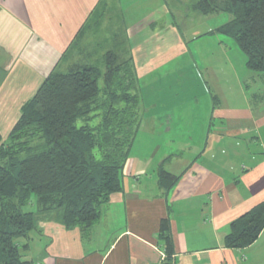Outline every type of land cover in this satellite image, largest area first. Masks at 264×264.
I'll list each match as a JSON object with an SVG mask.
<instances>
[{
	"label": "crops",
	"instance_id": "1",
	"mask_svg": "<svg viewBox=\"0 0 264 264\" xmlns=\"http://www.w3.org/2000/svg\"><path fill=\"white\" fill-rule=\"evenodd\" d=\"M181 23L165 0H0L1 139L52 71L103 63L113 51L131 58L139 84L140 125L122 191L110 195L88 236L40 214L37 229L18 240L24 261L264 264V229L247 247L222 246L229 223L264 204V89L248 94L254 75L232 64L230 54L242 57L215 32L221 24L184 36ZM181 57L183 64L164 69ZM176 72L188 87L164 96L161 78ZM162 156L182 164L166 170L179 176L169 189L158 182ZM163 218L169 258L158 239Z\"/></svg>",
	"mask_w": 264,
	"mask_h": 264
},
{
	"label": "trees",
	"instance_id": "2",
	"mask_svg": "<svg viewBox=\"0 0 264 264\" xmlns=\"http://www.w3.org/2000/svg\"><path fill=\"white\" fill-rule=\"evenodd\" d=\"M203 15L227 13L215 29L234 42L246 68L264 81V0H196ZM131 58L106 51L103 68L75 65L52 71L6 138L0 137V264H29L18 240L37 229L40 214L52 213L66 228L88 236L111 194L122 191V169L140 125V96ZM162 188L179 176L158 167ZM35 195V211H23ZM264 229L259 203L229 223L222 246L252 244ZM169 219L160 220L158 239L167 258L173 253Z\"/></svg>",
	"mask_w": 264,
	"mask_h": 264
},
{
	"label": "rangeland",
	"instance_id": "3",
	"mask_svg": "<svg viewBox=\"0 0 264 264\" xmlns=\"http://www.w3.org/2000/svg\"><path fill=\"white\" fill-rule=\"evenodd\" d=\"M165 1L168 4V6L170 7V9L172 10V12H174L177 22L178 23L182 22L180 27H179V30L182 33V35H184V36L188 35L187 32H200V31H203V30L208 29V28L210 29L213 26L220 25V24L228 21L231 17L227 13H223V12L213 13V14H209V15H203V14L199 13L198 11H196L192 8V5H193V3H195L196 0H165ZM167 17L169 18V20H171L170 16H167ZM166 20L167 19H165V21ZM240 54H241V57L244 58V61L242 60V58L241 59L238 58L236 56V54L234 56L232 54H230L231 55L230 60L232 61L233 65H236V67L238 66V68H241L243 71H245V72L249 71L251 73V75H254L253 81L251 80L250 77H249V82L245 81L246 85H247V89L250 88V90L248 91V94H251L252 92L262 93L263 89H264V81H263V78H262L260 72L246 68V66H244L245 56L241 51H240ZM184 61L185 60L183 57L178 58V60L173 61L169 65H167V66L165 65L164 69H168V68L172 67L174 64H177V66H178L180 64H183ZM94 64L100 68H103V65H102L103 63L101 62V60L96 59ZM225 64L229 68V65H228L226 60H225ZM163 70L162 69L160 70V73L162 75H163ZM173 75H174V73L170 74L169 75L170 77H168V78H165V76L163 78H161V79H163L161 83L164 86H168V90L166 93L164 92V96L168 95V93H169L168 91L170 89H172V90H176V89L185 90L186 87H188V84L185 85L186 81H183V79L179 76V73L176 72L175 76H173ZM144 81L146 82L147 78L144 79ZM239 96H241V95H239ZM250 102H252V101L250 100ZM180 140L181 139H179V140L175 139V141L178 143L180 142ZM173 143L174 142H172V144ZM160 148L163 149L161 146H160ZM163 158H164V156L161 157V159H163ZM160 165L162 168H164V170H167V169L169 170L170 168L182 166V164L176 163L175 160H173L171 162H169V160L167 161V158L163 159L160 162ZM35 204H36V197H35V195H32L31 196V202L28 205L24 206L22 210L23 211H28V210L29 211H35V208H36Z\"/></svg>",
	"mask_w": 264,
	"mask_h": 264
},
{
	"label": "bare ground",
	"instance_id": "4",
	"mask_svg": "<svg viewBox=\"0 0 264 264\" xmlns=\"http://www.w3.org/2000/svg\"><path fill=\"white\" fill-rule=\"evenodd\" d=\"M170 234V233H169Z\"/></svg>",
	"mask_w": 264,
	"mask_h": 264
}]
</instances>
